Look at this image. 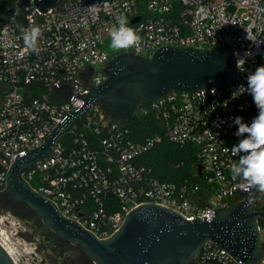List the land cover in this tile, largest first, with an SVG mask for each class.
<instances>
[{
    "label": "built area",
    "instance_id": "obj_1",
    "mask_svg": "<svg viewBox=\"0 0 264 264\" xmlns=\"http://www.w3.org/2000/svg\"><path fill=\"white\" fill-rule=\"evenodd\" d=\"M7 1L0 0V7ZM17 1L11 0L12 6ZM0 16L5 17L0 22V191L7 187L12 162L40 146L69 112L82 106L92 87L106 80L104 67L116 53L142 57L164 45L206 48L228 42L240 61L233 82L140 101L135 112L151 113L156 123L144 138L133 134L127 119L111 116L96 102L22 175L63 215L99 238L118 230L128 212L143 202L194 219L211 218L241 199L242 181L230 171L238 160L230 149L241 139L233 118L251 123L258 112L246 87L248 74L264 66V0H60L47 12L32 2ZM121 16L141 42L110 53L104 32L118 26ZM34 25L42 30L40 51L17 60L24 50L21 29ZM163 141L195 152L198 162L191 174L179 180L154 174L146 154ZM261 197L256 208L264 210ZM258 228L264 243L263 215ZM196 263L241 264L211 240L197 251ZM259 264H264V253Z\"/></svg>",
    "mask_w": 264,
    "mask_h": 264
},
{
    "label": "water",
    "instance_id": "obj_2",
    "mask_svg": "<svg viewBox=\"0 0 264 264\" xmlns=\"http://www.w3.org/2000/svg\"><path fill=\"white\" fill-rule=\"evenodd\" d=\"M60 0H18L10 14L29 5L47 12ZM139 17L133 19L137 21ZM5 17L0 16V22ZM105 81L92 87L84 103L72 110L45 138L44 142L19 155L7 173V187L0 191L9 206L26 205L43 231L54 240H66L75 252L90 257L94 264H194L197 251L209 240L230 252L241 264H259L264 243L258 228L261 193L247 205L248 193L240 189V200L217 210L211 218L187 219L179 211L157 202H143L131 209L113 234L99 238L78 220L63 215L55 202L36 191L22 171L44 159L54 142L70 124L99 102L120 120L129 119L142 100H153L172 91L199 89L211 84L230 83L237 76V59L228 42L212 47L164 45L152 56L133 52L116 53L104 67ZM199 164L198 171L201 172ZM0 264H17L0 242Z\"/></svg>",
    "mask_w": 264,
    "mask_h": 264
},
{
    "label": "clouds",
    "instance_id": "obj_3",
    "mask_svg": "<svg viewBox=\"0 0 264 264\" xmlns=\"http://www.w3.org/2000/svg\"><path fill=\"white\" fill-rule=\"evenodd\" d=\"M127 24L126 17L121 16L117 21L118 26L111 28L109 35L112 48L122 50L139 47L141 37ZM21 31L24 50L17 54V60L23 59L27 53L40 51L38 41L42 35L41 28L34 25ZM247 54L245 52L244 55ZM237 68L241 70L239 60ZM246 88L258 112L251 123H245L240 116L233 118V124L237 126L235 135L241 139L230 149L232 155L238 157V160L232 163L230 171L233 179L239 178L242 181L239 186L248 193L247 205H252L255 199L253 189L264 194V66H258L254 72L248 74Z\"/></svg>",
    "mask_w": 264,
    "mask_h": 264
},
{
    "label": "rangeland",
    "instance_id": "obj_4",
    "mask_svg": "<svg viewBox=\"0 0 264 264\" xmlns=\"http://www.w3.org/2000/svg\"><path fill=\"white\" fill-rule=\"evenodd\" d=\"M110 30H105L104 35L110 37ZM105 48L110 53L115 50L110 46V40L106 41ZM0 227V231H3L1 236L7 240L19 264H74L75 257L71 258L72 255L79 256L76 264H94L84 253L75 252L68 241H52L54 233L42 230L41 222L34 218L30 208L24 204L9 206V200L2 194Z\"/></svg>",
    "mask_w": 264,
    "mask_h": 264
},
{
    "label": "trees",
    "instance_id": "obj_5",
    "mask_svg": "<svg viewBox=\"0 0 264 264\" xmlns=\"http://www.w3.org/2000/svg\"><path fill=\"white\" fill-rule=\"evenodd\" d=\"M14 5V2H3L0 13L6 14L7 9ZM146 102L143 101L142 104ZM154 115L151 113L143 114L138 110L125 121L131 128L134 135L144 138L155 131ZM198 162L195 152L188 151L187 148L179 147L169 141L157 144L146 154V163L153 168L155 175L162 179L179 180L193 172V166Z\"/></svg>",
    "mask_w": 264,
    "mask_h": 264
},
{
    "label": "bare ground",
    "instance_id": "obj_6",
    "mask_svg": "<svg viewBox=\"0 0 264 264\" xmlns=\"http://www.w3.org/2000/svg\"><path fill=\"white\" fill-rule=\"evenodd\" d=\"M0 228H1V227H0ZM0 233H3V231H0ZM0 240H1L2 244L6 247V249L8 250V252L12 255V257L14 258V260H15L16 263H17V260H16V258H15V256H14V253H13V251L11 250L10 245H8L7 240L5 239V241H3L1 237H0ZM17 264H19V263H17Z\"/></svg>",
    "mask_w": 264,
    "mask_h": 264
},
{
    "label": "flooded vegetation",
    "instance_id": "obj_7",
    "mask_svg": "<svg viewBox=\"0 0 264 264\" xmlns=\"http://www.w3.org/2000/svg\"><path fill=\"white\" fill-rule=\"evenodd\" d=\"M64 241H65V240H64ZM67 245H68V243H67ZM77 256H78V255H74V256L72 255V256H71V258H74V257H75V258H74L75 261L73 262L74 264H76L75 262H78L79 256H78V258H77ZM76 260H77V261H76ZM69 262H72V261L69 260ZM194 264H197V263L195 262Z\"/></svg>",
    "mask_w": 264,
    "mask_h": 264
}]
</instances>
